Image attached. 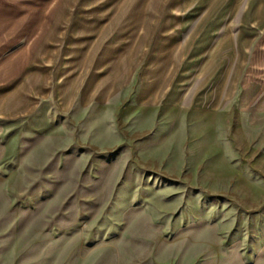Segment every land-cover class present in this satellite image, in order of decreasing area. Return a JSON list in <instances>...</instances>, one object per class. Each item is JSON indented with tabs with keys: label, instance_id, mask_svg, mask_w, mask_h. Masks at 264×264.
I'll return each mask as SVG.
<instances>
[{
	"label": "rangeland",
	"instance_id": "obj_1",
	"mask_svg": "<svg viewBox=\"0 0 264 264\" xmlns=\"http://www.w3.org/2000/svg\"><path fill=\"white\" fill-rule=\"evenodd\" d=\"M183 1L0 0V55L37 42L34 107L0 120V264H264V114Z\"/></svg>",
	"mask_w": 264,
	"mask_h": 264
},
{
	"label": "crops",
	"instance_id": "obj_2",
	"mask_svg": "<svg viewBox=\"0 0 264 264\" xmlns=\"http://www.w3.org/2000/svg\"><path fill=\"white\" fill-rule=\"evenodd\" d=\"M186 1L192 4L193 14L181 20L185 24L178 31L187 28L190 21V39H203L201 52L204 48L209 54L217 48L219 54L224 51H229V57L236 54L239 61L233 66L234 78L225 92L230 95L233 92L230 88L241 86L243 108L254 110V115L264 114V0ZM36 44L24 43L0 55V120L18 117L34 107L36 93L29 79L34 76L35 67L30 61ZM8 45L5 42L0 46ZM29 63L32 68L24 74ZM2 133L0 123V162L7 154Z\"/></svg>",
	"mask_w": 264,
	"mask_h": 264
}]
</instances>
